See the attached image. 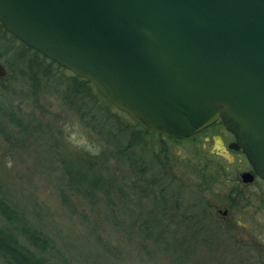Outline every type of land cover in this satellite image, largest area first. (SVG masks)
Wrapping results in <instances>:
<instances>
[{
  "label": "rangeland",
  "instance_id": "374dc122",
  "mask_svg": "<svg viewBox=\"0 0 264 264\" xmlns=\"http://www.w3.org/2000/svg\"><path fill=\"white\" fill-rule=\"evenodd\" d=\"M2 35L0 31V63L6 74L0 78V197L15 213L9 218L0 211V228L5 233L43 264H264V182L240 180V173L251 171L244 156L227 147L233 139L222 125L206 129L193 141L173 142L145 134L141 135L143 144L132 146L131 152L143 161L145 173L169 185L180 201L204 197L213 207L210 214L197 218L193 226L201 231L193 232L191 238V232L178 228L183 257L177 259L174 235L168 231L164 239L169 255L158 253L151 241L141 242L123 230L128 223L122 225L119 201L111 188L96 193L95 201L89 204L67 186L58 151L83 158L103 153L97 164L104 163L111 176L122 178L130 172L58 94L43 88L37 89L36 95L31 93L15 68H8L7 60L11 66H19L20 53L8 56ZM75 86L68 84L67 98L74 107L88 109L87 99L74 96ZM95 110L96 129L112 142L119 125ZM110 111L131 124L125 112L114 106ZM85 119L92 123L89 114ZM201 172L205 183L199 186ZM230 199L235 201L233 206ZM142 215L135 219L133 214L127 221L145 226L149 216L144 211ZM30 231L45 244L33 245L27 237Z\"/></svg>",
  "mask_w": 264,
  "mask_h": 264
},
{
  "label": "water",
  "instance_id": "95a60500",
  "mask_svg": "<svg viewBox=\"0 0 264 264\" xmlns=\"http://www.w3.org/2000/svg\"><path fill=\"white\" fill-rule=\"evenodd\" d=\"M0 24L145 130L219 120L250 167L240 180H264V0H0Z\"/></svg>",
  "mask_w": 264,
  "mask_h": 264
},
{
  "label": "trees",
  "instance_id": "16d2710c",
  "mask_svg": "<svg viewBox=\"0 0 264 264\" xmlns=\"http://www.w3.org/2000/svg\"><path fill=\"white\" fill-rule=\"evenodd\" d=\"M0 31L3 33L2 36H4V51L7 55L14 54L15 51L20 53L19 66H11L12 63L7 60V65H10L8 68H15L19 77L25 80L30 87L31 93L36 95V90L43 88L44 90L58 94L74 116L88 126L90 130L94 131L102 146L109 149L110 155L115 158L119 164L125 165L130 172L129 175L122 178L111 176L104 163L101 165L97 164V159L101 156L103 157V153L83 158L82 156H70L65 152L62 153L58 151V159L64 176L66 177L67 186L70 187L79 198L89 204L95 201L96 193H105L111 188L116 193L119 201L122 225L125 224L124 222L128 223V227L124 226V231L132 232L141 242L144 239L151 241L153 243V248L156 247V252L165 255L169 254H167L168 250L166 248L164 234L166 231L171 232L174 235L173 241L176 244V250L178 252L177 259L183 257L184 253L182 255L181 253L184 252L185 249L183 245H181L180 238L176 236L179 230L178 228H185L186 234L191 232V236L188 237V239L191 238L193 232H198V229L193 226L197 218L210 214L213 207L210 201L204 197L193 199L191 202L187 203L186 201H180L176 192H170L169 185L161 184L159 181L156 182L152 176L145 173L146 167L143 161L138 160L135 154L131 152V148L135 144H143L141 135H163L145 130L133 120H131V124H127L117 112L110 111V107H113V105L110 104L89 81L75 76L72 72H69V70L58 65L56 62L26 46L8 33L1 24ZM66 72L70 74L66 75ZM69 83H76V89L75 92H73L74 96L87 99L89 104L88 109L84 110L82 107H74L72 105L73 102L69 101L67 98V86ZM95 108H98L108 119L113 120L119 125L118 130L113 135L112 142L104 139L102 132L96 129L93 123L95 120L93 113L96 111ZM119 112L121 113V111ZM86 114H89L92 123H89L85 119ZM90 114H93V116ZM218 123L221 125L220 122L216 121L207 128L186 138L176 139L164 137L173 142L183 140L193 141L197 134L212 128ZM22 129L24 130L25 126H22ZM201 168H204V166L201 165ZM200 179L201 184H199V186H202L205 183V175L203 172H201ZM234 193L235 195H239L240 191L235 189ZM3 200L4 199L0 197V211L6 214L7 217L13 218L15 213L8 208L7 203ZM183 203H186L184 204L185 206ZM234 203L235 201L230 199L229 204L233 206ZM143 211L144 214H148L149 216V221H147V223L143 222L145 226H133L135 225L134 223L130 225L132 220L128 222L127 219L133 214L135 219L137 216L139 218V216H143ZM23 227L25 226L23 225ZM152 227H154V230L158 227L162 229L159 231L150 230ZM229 227L232 228L231 225H229ZM200 231L201 230H199V232ZM27 237L35 246L45 244L44 239H40L34 231H30ZM159 245L161 247H158ZM142 247L144 249V245ZM144 254L153 255L150 254L149 251H145ZM0 264L43 263L39 258L33 255L30 250L22 247L13 236L9 233H5L3 228H0Z\"/></svg>",
  "mask_w": 264,
  "mask_h": 264
},
{
  "label": "flooded vegetation",
  "instance_id": "af4514ba",
  "mask_svg": "<svg viewBox=\"0 0 264 264\" xmlns=\"http://www.w3.org/2000/svg\"><path fill=\"white\" fill-rule=\"evenodd\" d=\"M218 122H219V120H217ZM230 134V133H229ZM230 136H231V138L233 139V136L230 134ZM233 150H235V149H233ZM235 151H239L241 154H242V152H241V150L240 149H236ZM243 155V154H242ZM246 161V160H245ZM247 163V162H246ZM248 164V163H247ZM248 167H249V165H248ZM249 169H250V167H249ZM254 178H257V179H259L260 181H262V182H264V180L263 179H260L259 177H257L256 175H253V177H252V180L254 179Z\"/></svg>",
  "mask_w": 264,
  "mask_h": 264
}]
</instances>
